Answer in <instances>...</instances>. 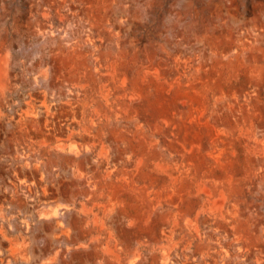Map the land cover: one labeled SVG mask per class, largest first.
<instances>
[{"label": "rangeland", "instance_id": "374dc122", "mask_svg": "<svg viewBox=\"0 0 264 264\" xmlns=\"http://www.w3.org/2000/svg\"><path fill=\"white\" fill-rule=\"evenodd\" d=\"M0 264H264V0H0Z\"/></svg>", "mask_w": 264, "mask_h": 264}]
</instances>
